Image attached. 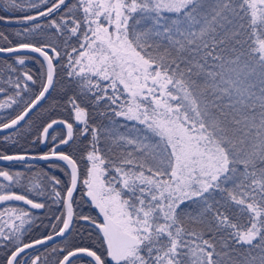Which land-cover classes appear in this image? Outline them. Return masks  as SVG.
Listing matches in <instances>:
<instances>
[{
    "label": "snow or ice",
    "instance_id": "obj_1",
    "mask_svg": "<svg viewBox=\"0 0 264 264\" xmlns=\"http://www.w3.org/2000/svg\"><path fill=\"white\" fill-rule=\"evenodd\" d=\"M0 13L19 26L15 41L0 31V131L52 100L30 141L46 151L0 148L25 169L0 167L4 264H264V0H0ZM30 209L52 213L50 231L25 242Z\"/></svg>",
    "mask_w": 264,
    "mask_h": 264
},
{
    "label": "trees",
    "instance_id": "obj_2",
    "mask_svg": "<svg viewBox=\"0 0 264 264\" xmlns=\"http://www.w3.org/2000/svg\"><path fill=\"white\" fill-rule=\"evenodd\" d=\"M0 14H2V13H0ZM16 15L19 16V15H21V13H16ZM18 27L19 26H17V25H7V24L0 22V31H3L6 34H9L10 38H12L14 41L16 39H18L17 37L14 36V32L18 29ZM0 43H3V42H0ZM30 55L35 56L33 54H30ZM27 66L29 68H31V70L33 72H36L37 69L39 68V65L36 63L35 60H29L27 62ZM52 95H53V97H55L57 95V93H53ZM0 98H3L2 94H0ZM51 103H52L51 99L48 100L47 102H45L43 107L41 109H39L32 116V121L34 123L31 125V127L25 126V127L20 128L18 130L14 129L8 133L0 134V148H3L6 146L10 152H17V151L23 150V151L29 152L30 154H37L41 150L46 151L47 149L45 147H43V148H40L39 146L33 147L31 145L30 141L35 139V136L38 135L36 126L42 122L43 118H47L45 109H47ZM7 111L9 113L12 112V110H7ZM4 115H5V113L3 111H0V116H4ZM55 115L57 117H60L63 115V113L58 111L55 113ZM9 135H12L13 139H16L19 141L18 146L13 145L10 141L6 143L3 140V137L9 136ZM0 167L10 168V170H12V171H25L24 167L19 163L0 165ZM41 170L47 171L50 175H55L61 179H65V180L67 179V177L64 176V174L59 169H57V168H51L50 169L46 162L36 163V169L34 171H41ZM38 199L43 201L46 198L40 197ZM14 203L21 206V207L28 208L27 206H25L23 204H20L17 202H14ZM52 207L55 208V206H52ZM77 210L79 211L80 208H78ZM82 210L84 211L85 214H88L90 211L92 212V214H95L94 210H91L89 205H83ZM30 211L33 213L34 218L39 217V219H36L35 224L33 226H31L28 231L25 232V234L23 236V239L25 242H30L31 240L40 238L44 234H46L47 232L50 231V229L45 228L44 225L50 223V220L47 217H50L52 215V213L46 209H30ZM56 243H60V241L57 240ZM27 251H28L29 256L34 255V254H41L43 256L46 254L44 246H40V247H37L35 249L27 250ZM5 256H6L5 250L3 248H0V264H4Z\"/></svg>",
    "mask_w": 264,
    "mask_h": 264
},
{
    "label": "water",
    "instance_id": "obj_3",
    "mask_svg": "<svg viewBox=\"0 0 264 264\" xmlns=\"http://www.w3.org/2000/svg\"><path fill=\"white\" fill-rule=\"evenodd\" d=\"M33 55H37V54H33ZM10 131H12V130H4V131H0V134H5V133H8V132H10ZM39 147L40 148H43L44 147V145H39ZM41 162H43V161H34V162H32V163H41ZM6 164H10V162H0V165H6ZM17 203H20V204H23L22 202H17ZM25 206H27V205H25ZM27 207H29V206H27ZM57 240H59V239H57ZM37 247H40V246H37ZM36 247V248H37Z\"/></svg>",
    "mask_w": 264,
    "mask_h": 264
}]
</instances>
